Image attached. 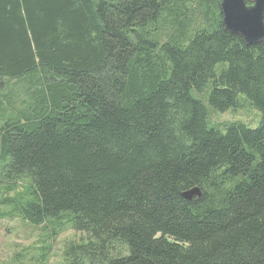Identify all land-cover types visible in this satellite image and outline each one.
Masks as SVG:
<instances>
[{"label": "trees", "instance_id": "1", "mask_svg": "<svg viewBox=\"0 0 264 264\" xmlns=\"http://www.w3.org/2000/svg\"><path fill=\"white\" fill-rule=\"evenodd\" d=\"M219 3L0 0V187L28 183L0 203L79 234L57 264H264V43ZM244 103L256 128L209 122Z\"/></svg>", "mask_w": 264, "mask_h": 264}, {"label": "rangeland", "instance_id": "2", "mask_svg": "<svg viewBox=\"0 0 264 264\" xmlns=\"http://www.w3.org/2000/svg\"><path fill=\"white\" fill-rule=\"evenodd\" d=\"M239 98L243 100L241 96ZM260 119V112L247 103L235 110L231 109L224 113L210 112L209 115V122L212 124L241 122L250 128H256L260 123ZM27 189L28 183L24 180H19L12 189L3 185L0 187V202H3L6 198L18 200L19 195L27 194ZM46 233L48 234V232ZM78 235L68 227H64L59 231V235L55 239H50L49 242L45 234H41L21 221L11 205L6 206L0 203V264H6L14 250L22 253V250L39 249L48 243L52 245L50 264H57L60 261L65 242L75 240ZM30 258H26V260ZM24 264H28V262H24Z\"/></svg>", "mask_w": 264, "mask_h": 264}, {"label": "water", "instance_id": "3", "mask_svg": "<svg viewBox=\"0 0 264 264\" xmlns=\"http://www.w3.org/2000/svg\"><path fill=\"white\" fill-rule=\"evenodd\" d=\"M219 10L224 28L239 35L246 44L264 43V0H220ZM186 199L201 196L197 187L181 194Z\"/></svg>", "mask_w": 264, "mask_h": 264}]
</instances>
